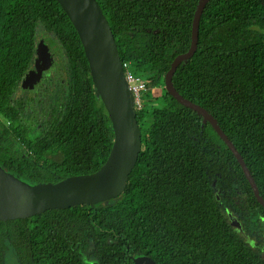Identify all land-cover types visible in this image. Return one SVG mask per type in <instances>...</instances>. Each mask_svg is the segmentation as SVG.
<instances>
[{
  "label": "trees",
  "instance_id": "trees-1",
  "mask_svg": "<svg viewBox=\"0 0 264 264\" xmlns=\"http://www.w3.org/2000/svg\"><path fill=\"white\" fill-rule=\"evenodd\" d=\"M202 1L97 0L121 61L130 60L148 86L136 110L137 162L116 197L0 220V264L9 250L17 264H129L141 255L160 264H264V207L231 150L165 86L149 99L189 48ZM39 24L65 52L71 91L59 115L33 127L12 97ZM172 83L216 119L264 199V0H205L197 48ZM113 139L78 33L58 1L0 0V167L28 185L56 183L97 170Z\"/></svg>",
  "mask_w": 264,
  "mask_h": 264
},
{
  "label": "water",
  "instance_id": "water-1",
  "mask_svg": "<svg viewBox=\"0 0 264 264\" xmlns=\"http://www.w3.org/2000/svg\"><path fill=\"white\" fill-rule=\"evenodd\" d=\"M76 29L89 64L94 86L111 120L114 139L104 163L95 171L68 176L56 183L28 185L0 167V220L27 218L47 209L78 204L93 206L118 196L125 188L141 148V130L136 117L134 96L125 78L122 61L110 25L97 0H57ZM204 1L198 7L191 26L189 48L171 62L164 77L168 93L209 122L226 143L247 178L257 201L264 207L255 180L216 119L202 106L183 97L173 86L177 66L190 58L198 42V19ZM252 29H259L251 26ZM45 54L40 56L43 60ZM49 57V56H48ZM40 74V70H37ZM32 77V76H29ZM129 264H160L148 255L135 257Z\"/></svg>",
  "mask_w": 264,
  "mask_h": 264
},
{
  "label": "rangeland",
  "instance_id": "rangeland-1",
  "mask_svg": "<svg viewBox=\"0 0 264 264\" xmlns=\"http://www.w3.org/2000/svg\"><path fill=\"white\" fill-rule=\"evenodd\" d=\"M59 43L54 34H49L41 24L38 25L33 59L29 68L33 67L34 58H40L43 54L49 56L50 64L41 76L29 77L32 72L28 69L12 97L14 102L22 105L23 120L33 127L44 126L48 119L59 115L69 100L71 75L65 52ZM163 87L164 85H161L154 89L149 99L163 93ZM145 98L147 99L146 96ZM153 101L157 105L162 103L160 100ZM146 108H150V106H146ZM235 227L238 228V224ZM5 260L6 264H17L11 250L6 252Z\"/></svg>",
  "mask_w": 264,
  "mask_h": 264
},
{
  "label": "built area",
  "instance_id": "built-area-1",
  "mask_svg": "<svg viewBox=\"0 0 264 264\" xmlns=\"http://www.w3.org/2000/svg\"><path fill=\"white\" fill-rule=\"evenodd\" d=\"M122 67L129 89L134 96V107L136 110L142 109L146 100L145 93L148 90L146 80L134 73L130 60L122 61ZM4 124L8 127L10 123L5 121Z\"/></svg>",
  "mask_w": 264,
  "mask_h": 264
},
{
  "label": "flooded vegetation",
  "instance_id": "flooded-vegetation-1",
  "mask_svg": "<svg viewBox=\"0 0 264 264\" xmlns=\"http://www.w3.org/2000/svg\"><path fill=\"white\" fill-rule=\"evenodd\" d=\"M32 64L33 67H30L28 70L32 72V75L30 76H34V75L41 76L43 75L45 68L50 64V58L48 57V55H46L43 60H40V58L35 57L34 62H32ZM37 70H40V74H37Z\"/></svg>",
  "mask_w": 264,
  "mask_h": 264
}]
</instances>
